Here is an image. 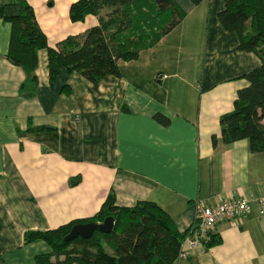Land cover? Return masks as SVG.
Returning <instances> with one entry per match:
<instances>
[{
    "label": "crops",
    "instance_id": "crops-1",
    "mask_svg": "<svg viewBox=\"0 0 264 264\" xmlns=\"http://www.w3.org/2000/svg\"><path fill=\"white\" fill-rule=\"evenodd\" d=\"M26 1L52 47L98 24L93 15L70 20L77 0ZM175 2L186 13L182 24L138 60L121 63L119 77L92 83L64 69L52 84L48 51L40 50L34 98L20 93L26 74L7 58L12 24L0 18V264H36L51 249L27 244V232L91 218L110 193L120 207L157 203L180 232L193 223L198 200L216 206L250 198V213L216 224L219 244L174 264H264V212L255 201L264 200V156L247 140L212 142L247 86L243 76L261 60L240 51L239 36L223 28L224 0Z\"/></svg>",
    "mask_w": 264,
    "mask_h": 264
},
{
    "label": "trees",
    "instance_id": "trees-1",
    "mask_svg": "<svg viewBox=\"0 0 264 264\" xmlns=\"http://www.w3.org/2000/svg\"><path fill=\"white\" fill-rule=\"evenodd\" d=\"M200 5L204 0H190ZM219 19L226 31L239 36V50L255 53L261 65L245 74L247 86L238 90L232 111L220 119L221 140L212 138L214 147L247 140L252 153L264 156V0H224ZM8 7L18 13L6 15ZM89 15L98 24L83 34L69 36L55 47L40 26L34 8L26 0H0V18L12 24L8 60L26 74L20 93L34 98L39 82L36 74L38 53L48 51L49 79L53 84L61 72H76L95 83L106 76L119 77L120 64L138 60L179 27L186 13L175 0H77L69 8L72 22H84ZM63 92L70 94L68 86ZM156 118L164 125L169 119ZM35 128L29 130H44ZM80 178L73 179L72 185ZM115 220L110 234L96 231L89 239L66 242L74 226ZM187 231L180 232L170 215L157 203L141 201L133 207H120L110 193L101 209L91 218L74 220L49 231H29L27 244L43 241L51 251L36 257V264H174ZM221 241L216 236L208 245Z\"/></svg>",
    "mask_w": 264,
    "mask_h": 264
},
{
    "label": "built area",
    "instance_id": "built-area-1",
    "mask_svg": "<svg viewBox=\"0 0 264 264\" xmlns=\"http://www.w3.org/2000/svg\"><path fill=\"white\" fill-rule=\"evenodd\" d=\"M262 213L264 212V200H255ZM251 199H226L216 206H209L198 200L196 202V215L191 226L186 230L187 235L182 243L177 261L187 259L191 253L200 248L208 247L213 241L214 228L220 221H236L251 210Z\"/></svg>",
    "mask_w": 264,
    "mask_h": 264
},
{
    "label": "water",
    "instance_id": "water-1",
    "mask_svg": "<svg viewBox=\"0 0 264 264\" xmlns=\"http://www.w3.org/2000/svg\"><path fill=\"white\" fill-rule=\"evenodd\" d=\"M115 220L113 217L107 218L103 223H86L78 224L73 227L70 234L65 238L66 242L72 241L76 238L89 239L98 230L103 234H110L114 230Z\"/></svg>",
    "mask_w": 264,
    "mask_h": 264
}]
</instances>
